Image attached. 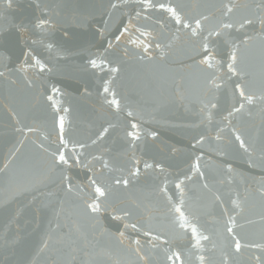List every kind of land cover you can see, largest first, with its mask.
Listing matches in <instances>:
<instances>
[{
    "label": "water",
    "instance_id": "95a60500",
    "mask_svg": "<svg viewBox=\"0 0 264 264\" xmlns=\"http://www.w3.org/2000/svg\"><path fill=\"white\" fill-rule=\"evenodd\" d=\"M151 2L179 6L192 27L191 17L210 19L193 36L166 11L144 8L142 0H0V264H172L167 256L177 251L184 264H200L201 255L222 264L230 251L224 233L229 215L249 242H262L264 112L256 103L228 114L243 102L235 84L251 85L256 95L264 85V32L258 22L218 28L221 20L260 16L261 0H235L247 7L229 16L220 9L227 0ZM213 28L220 34L209 36ZM233 52L236 74L228 69ZM205 55L211 67L200 63ZM113 92L119 109L105 102ZM60 116L67 147L59 144ZM131 123L139 125L136 141L126 135ZM110 124L115 127L97 140ZM58 148L80 162L53 170L51 153ZM197 157L203 176L192 170ZM135 167L139 174L129 176ZM119 177L130 183L105 197L94 194L92 179L106 185ZM93 200L100 204L97 213L86 207ZM176 206L210 237L201 247H195L191 227H180ZM261 255L245 249L237 264Z\"/></svg>",
    "mask_w": 264,
    "mask_h": 264
},
{
    "label": "snow or ice",
    "instance_id": "6c2138e0",
    "mask_svg": "<svg viewBox=\"0 0 264 264\" xmlns=\"http://www.w3.org/2000/svg\"><path fill=\"white\" fill-rule=\"evenodd\" d=\"M9 3H11V0H9ZM142 6L144 8H159L161 10L166 11L171 18L173 19L174 23L177 25H181L183 28H190L191 33L193 36L198 35V30L203 29L204 22L209 21L210 16L207 15H201L199 18L196 17H191L193 23L195 24V27H192V24L188 22L189 18L182 16L180 7L179 6H173L171 4H165V3H159V4H153L151 0H142ZM113 7H116V5H113ZM241 7H247V6H241L238 3L235 2V0H227L226 3H222L220 5V9L222 10V16H229L232 14H235L240 11ZM256 8L260 10L262 13L260 16L255 17V18H250L249 16H240L238 21L230 22V23H223V20L218 22V28L219 29H230L235 26L236 23L239 24L240 28H244L246 25L252 26L255 23H259L261 31L264 32V0H261V3L256 5ZM137 17L140 16V12L136 13ZM41 23H46V21H41ZM127 31V27L124 29ZM179 30V29H178ZM220 32L216 30V28H213V30L209 31V36L211 35H219ZM117 40L120 39V37H116ZM250 39V37H245V41ZM109 47H111V44H109ZM157 48H160L161 46L159 44L156 45ZM204 49H208V44L205 43L203 45ZM230 60L232 61L231 63L228 64V69L230 72L233 74H236V67H235V62L237 60V55L235 52L232 53ZM37 64L40 65L41 69L44 68V65L40 63L39 60L36 61ZM201 64H208L209 67H211V64L209 63V57L205 55L204 59L200 61ZM91 64L93 67H96V61L92 60ZM113 72H118L119 69L113 68ZM3 73L0 72V76H2ZM211 83V81H210ZM215 87H219V85H215ZM235 90L238 91V96L239 99L242 100L243 102L239 103V107H234L232 112H229V116H232L233 112L235 113H240L245 110L246 105H254L256 103H259L261 105V111L264 112V85L261 86L260 89V94L256 95L255 91L253 90L251 85L245 84V83H237L235 84ZM103 91L105 93L109 92V87L108 83L105 82V86L103 88ZM116 94L115 92L112 93V99L108 100L106 99L105 102L109 105L115 106L117 109L120 108V101L115 98ZM49 100H51V97H48ZM212 108H215V104H211ZM65 112L68 111V109H64ZM251 114V113H249ZM129 117H132L134 114L133 112L129 111L127 113ZM210 116V114H209ZM58 126H59V144L62 145L63 147H67L68 141L65 140L64 138V129H65V117L60 116L58 120ZM115 127V125H109L108 127L103 128V130L99 133L97 136V140L102 139L109 131V128ZM139 125L137 123H131L130 128L132 129L131 131H128L126 135L128 137H131L133 141L138 140L139 133L137 131ZM29 131H32V129H29ZM233 133L235 136V140L239 143V146L245 150V152H250L251 145L247 144V142L242 138V134L239 132L237 129H233ZM152 136H156L157 134L155 132L151 133ZM217 140L222 139L219 135L216 137ZM203 140V137H201V141ZM93 144L96 143V140L92 141ZM80 148L85 147L83 144L78 145ZM41 148H43V145H40ZM45 151H47L45 149ZM51 156L53 158V170L55 168L60 167L61 165H70V161L72 164H77L80 162V157L79 156H69L67 155L64 151L60 150V148L57 149L56 152L51 153ZM136 165H139V161L134 162ZM7 167V165H5ZM104 168H108L109 164L107 161L104 162L103 164ZM143 167L145 169L152 168L153 165L149 163H144ZM156 168H160L161 165L156 164ZM229 170H231V166L229 165ZM192 170L195 172H198L201 176L204 175L203 172H200V167H199V157L196 158V163L192 166ZM140 168L135 167L134 170L130 169L128 172V175L131 177H135L139 174ZM61 178L62 179H68L67 177L63 176V170L61 169ZM130 183L129 179L124 178V177H119V178H114L113 184H106V185H100L97 183L96 179L91 180V186L93 188L94 194H97L99 197H105L108 194V191L114 187V186H127ZM183 181L180 183H177L176 187L179 189L181 188V184ZM78 187V186H77ZM204 187H207V184L204 185ZM66 188L68 191H73L74 186L71 183H68L66 185ZM183 189H181V192ZM217 200L220 198L217 196ZM236 209H239L240 212L243 211V208L241 207V204L238 200H233L231 202ZM183 204V200L181 199V205ZM86 207L91 210L92 213H97L100 211V204L96 202V200H93L91 203H86ZM175 212L179 215V221H180V227L183 228H189L191 227V235L192 238L195 240V247H201L200 241L201 240H209L210 237L203 235L202 233L198 232V229L195 225H190L188 222V218L185 216L184 211L182 210L181 206H176L174 208ZM226 211V210H225ZM239 213H237L238 215ZM127 215V213H125ZM116 219H120L119 216L116 217ZM261 221H264V215L261 216ZM247 224H251L252 221H246ZM133 228L136 227V225H132ZM240 227L241 229L243 228V225H237V220L235 215H229L225 224H224V233H226L225 240L227 242V248L230 249V251H226L223 253V259H222V264H237V258L240 256L243 250L245 249H259L262 252H264V235H262V242L261 243H254V242H249L248 241V236L247 233L245 232H237L236 228ZM124 235L123 232L120 233V236L122 237ZM146 235H151V233H146ZM161 237L157 236L155 239H160ZM51 237H49V240ZM137 245H139V240L135 241ZM48 247V240H45L42 244L41 251L46 249ZM155 247V245H153ZM215 247V245L213 246ZM140 248L137 247L135 249V253L138 256L140 260H147L146 256L140 255ZM167 260L172 261V264H176L177 261H179V264H184L183 259L181 258V253L180 252H172L171 255L167 256ZM198 260L200 264H213L212 261H210L208 258L205 256L201 255L198 257ZM252 261H255V264H264V255L261 256H255V257H249L248 262L249 264H252Z\"/></svg>",
    "mask_w": 264,
    "mask_h": 264
}]
</instances>
